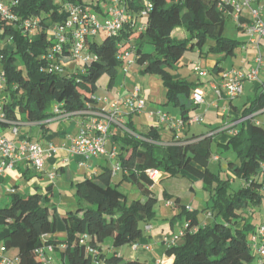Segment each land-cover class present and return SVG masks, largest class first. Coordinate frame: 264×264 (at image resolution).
Masks as SVG:
<instances>
[{
  "label": "trees",
  "instance_id": "1",
  "mask_svg": "<svg viewBox=\"0 0 264 264\" xmlns=\"http://www.w3.org/2000/svg\"><path fill=\"white\" fill-rule=\"evenodd\" d=\"M144 1H131L129 8L138 11ZM148 1L152 7L144 29L125 25L116 36L106 34L101 44L95 41L97 35L86 38L83 55L90 61L82 62L72 59L70 41L62 54L53 51L50 27L68 21L69 6L88 7L105 15L100 0H9L8 8L15 19L7 21L0 16V41L6 43L0 46L4 80L0 130L9 124L42 125L55 116L54 106L59 115L68 117L98 111V81L106 76L108 86L113 85L123 66L118 58L122 49H133L140 73L154 75L161 81L167 91V104L178 108L183 123L187 122L188 111L196 108L192 94L197 84L177 73L180 60L194 49L200 55L216 56L211 73L222 75L223 61L244 42L224 36L226 22L231 19L230 9L221 11L207 0ZM25 22L29 23L28 29ZM177 28L184 29V39L172 36ZM146 46L152 52H145ZM61 59L65 63L63 72L55 73L52 68ZM79 61L84 69H71ZM263 111L264 91L243 110V117L248 119L226 147L234 155L225 158L233 177L225 174L223 179V173L209 168L214 157L212 137L175 135L164 142L163 127L150 126L141 133L127 119L124 133L113 139L114 146L122 180L136 185L143 199L129 203L112 183V169L104 168L100 174L77 184V208L66 213V238L60 240L51 238L56 225L43 195L14 193L9 203L0 207V226L6 230L3 246L17 251L18 264H44L38 256V250L44 247H52L57 255V260L52 257L47 264H146L136 259L124 260L116 252L106 256L102 245L109 239L113 249L138 244L143 236L139 223L154 215L157 202L152 193L155 183L147 171L157 170L167 177L197 179L211 200L206 213L210 221L200 227L195 212L175 198L172 206L182 208L187 224L176 244L166 248V256L173 257L172 264H254L249 240L260 225L255 212L263 203L264 127L253 121V115Z\"/></svg>",
  "mask_w": 264,
  "mask_h": 264
},
{
  "label": "crops",
  "instance_id": "2",
  "mask_svg": "<svg viewBox=\"0 0 264 264\" xmlns=\"http://www.w3.org/2000/svg\"><path fill=\"white\" fill-rule=\"evenodd\" d=\"M179 32L181 33H179L176 37L173 31L172 36L176 37L177 39H184V32L180 30ZM243 45L239 48L238 51L234 52L233 56L227 57L230 59L226 58L223 61L222 69L224 72L230 69H237L240 70L245 76L250 72L251 68L254 66V57L256 53L255 50L249 47L243 49ZM261 46L264 49V40L261 41ZM144 51L150 53L152 52V48L146 46L144 48ZM198 57L201 60L197 61L192 60V58L189 57H184V59L180 60L177 65V73L186 81H188L186 77L191 75L188 67L193 64L194 72H196L198 76L202 78L198 79L199 81L197 86L195 87L194 92H202L204 102L196 105L195 109H190V111L195 110L192 113H189L188 111L187 116L190 117V119L187 122L183 123L181 119V112L178 108L167 104V91L161 81L154 79L156 78L154 75H142L140 73L139 67L135 64L131 66L127 72L124 71L123 67L120 68L112 86H108L107 79L106 85L104 86L105 90L101 92L98 89L97 109H104L113 101H117L121 98L127 97L132 88L134 86H137L140 89L142 99L145 102L144 107L139 113L124 117L123 121L126 122L127 119L130 120L132 126L141 133L146 132L150 126H160L164 128V125H167L172 133V137L170 140H172L173 136L175 135L184 136L187 138L200 135L212 137L211 147L215 146V151L221 149V151H224L223 155H226L224 157H221L216 153L214 154L213 161L214 163L218 164V171L233 177L231 170L226 167L225 158H232L234 157V155L231 154L226 147L229 141L245 123V120L248 119V117H243V110L250 106L251 101L258 94L264 91V71H262L264 67L258 74L257 80L244 81L243 93L235 99L230 100L227 97L225 90L223 89L222 75H215L211 73L217 57L215 56L214 58V56L212 57V55H200V52H198ZM202 59L204 60V62ZM228 60H231L229 64L227 63ZM200 62H203L204 65ZM198 63H200L201 66L198 65ZM183 66L187 68V73H185L186 76H182L178 72L179 69ZM196 68H199L200 70L195 71ZM201 72H205V75L201 74ZM145 76H149L147 79L148 81L146 80L143 83L140 79H143ZM161 106H170L171 108H173V116H170L167 109H163L162 111L159 110V107ZM161 116L165 118L163 121H161L160 119ZM220 116H222V119H220ZM90 118L91 116H89L88 114H80L68 118L53 119L47 123H42V125L28 123L22 124L18 128L17 137H14V140L12 141L17 142V144H20L22 142H37L45 150L53 147L55 149V152L51 153L50 156L46 158L44 170L42 173H35L28 165L17 164L14 170L5 172L0 175V207L6 206L10 201L11 195L14 193L22 196L33 193H40L46 199L49 210L56 225V233L52 235L51 238H57L60 240L65 239L66 231L63 219L67 212L74 211L77 208V200L75 197L77 184L100 174L102 169L104 168L112 169L116 162L115 160H109L105 156H90L86 159L82 155L73 154L69 151V147L72 141L78 135V132L82 128L83 124H85ZM194 118H200L201 121L197 123H190V121ZM253 121L256 124L264 127V111L254 114ZM205 122L206 124L202 125ZM1 132L2 136L8 139V137L4 135L3 130ZM123 133V128L117 125H112L111 134L107 145L108 151L117 149V147L114 146L113 139L114 137H118ZM49 173L54 174V178L52 180L48 177ZM162 177L163 175L160 176L159 181L155 183V185L162 182ZM191 182L194 185L200 183V181H198L197 179H192ZM112 183L116 185L118 189H120V187L131 184L127 181L122 180L121 170L113 175ZM189 189L193 190V187L191 186ZM138 192L139 196H137L135 200H142L143 198L139 189ZM124 194L126 196L128 195L127 193ZM164 194L168 195L165 190ZM175 197L180 199L181 205H184L182 203V199L179 196ZM262 201L263 203L258 209L259 213H256L258 210L255 212V220L257 224H261L263 222L264 190ZM206 215L208 216V214ZM209 221L210 217L209 220H205L202 224H200L199 222L198 223L199 226L202 227ZM151 231L152 226L149 231H146L145 228L143 230V236L137 244L143 252L139 254V256H130L129 259L125 258L118 252L119 248H112V241L110 239L105 241V243L102 245V252L106 256H110L112 255V253L116 252L117 256L121 257L124 260L136 259L140 262L149 264L147 260L149 259L150 263L152 264H161L156 261V258L153 255V246L149 244L148 241V239L151 238ZM5 236L6 230L0 226V247L3 246V239ZM165 239H169V237L165 236L162 240V243H164L165 247L167 248ZM137 245L135 249L134 246H131V250L138 251ZM166 248L162 252V264H172L173 257L166 256ZM17 254L18 253L16 250H7L4 257L13 260L17 258ZM51 257L57 260V255L53 254ZM141 257L145 258L141 259Z\"/></svg>",
  "mask_w": 264,
  "mask_h": 264
},
{
  "label": "built area",
  "instance_id": "3",
  "mask_svg": "<svg viewBox=\"0 0 264 264\" xmlns=\"http://www.w3.org/2000/svg\"><path fill=\"white\" fill-rule=\"evenodd\" d=\"M8 1L0 0V16L2 19L12 21L15 17L8 8ZM131 1L134 0H109L107 10L104 13L105 15H103L106 17L103 22L88 7H67L66 10L69 13L68 21L62 25L54 24L50 27L51 39L54 42L53 51L57 54H62L68 46L67 42L70 41L72 59L89 62V57L83 55L86 38L94 37L100 31H105L108 36H116L125 25H132L136 28L137 19L142 16L147 17L152 7L151 3L145 0L142 9L134 11L129 8ZM207 1L221 11L230 9L233 23L250 35L249 42L244 44L242 48H252L256 53L254 66L246 76L237 69H230L222 73L223 89L227 97L233 100L243 93L244 81L257 80L258 74L264 64L261 50V41L264 40V0ZM244 12L246 13L244 14ZM25 28H29L28 22H25ZM142 29H144V22L137 30ZM69 35L70 38H68ZM4 45L6 43L0 41V46ZM118 58L123 62L122 67L125 72L135 64L133 49H122L119 52ZM63 62V59H61L53 66L52 70L55 73H62L65 66ZM199 70V68L195 69V71ZM201 74L205 75V72H201ZM3 87L4 80L0 68V94L3 91ZM192 100L196 105L203 103V93L200 91L194 92ZM144 104L140 89L134 86L127 97L113 101L106 108L90 114L91 118L83 124L78 135L72 141L69 151L73 154L82 155L86 159L90 156H105L109 160H115L116 162L112 167L114 175L120 170L121 166L117 158V149L107 150L112 125L123 128V118L130 114L139 113ZM53 113L55 116L43 121V123L57 118H68V115H59L57 106H54ZM160 119L163 121L165 118L161 116ZM200 121V118H194L190 123ZM9 127H11L14 136L17 137L19 127L12 124H9ZM54 152L55 149L53 147L45 150L37 142H22L17 144L2 136L0 130V175L14 170L17 164L28 165L35 173H42L46 158ZM147 174L154 183H157L162 175L157 170H148ZM48 177L52 180L54 174L49 173ZM169 205H172V203L169 202ZM150 229V225L145 226L146 231ZM177 241L178 237L165 239L168 247L174 246ZM249 244L254 254V264H264V215L263 222L251 235ZM135 248L136 246H134ZM6 252L7 249L1 246L0 264H18L17 258L13 260L5 258ZM51 254H53L52 247H44L38 250V256L44 264L52 261Z\"/></svg>",
  "mask_w": 264,
  "mask_h": 264
},
{
  "label": "rangeland",
  "instance_id": "4",
  "mask_svg": "<svg viewBox=\"0 0 264 264\" xmlns=\"http://www.w3.org/2000/svg\"><path fill=\"white\" fill-rule=\"evenodd\" d=\"M108 2H109V0H100V5H101V8L104 11V13L107 10ZM245 13L246 12H244V14ZM95 14L101 22H103L106 18L105 16H103V14L96 13V12H95ZM144 20H145L144 16L139 17L137 19L136 29H138L143 24ZM179 30L184 32L185 37H186L187 34L185 33L184 29H182V28L175 29L174 35L177 37L178 34L181 33V32H179ZM224 36H226L230 39L237 40L239 42H244V44L248 43L249 39H250V35L246 32H243V31L237 29L236 25L233 23V21L231 19H228L226 22ZM105 38H106V32L100 31L97 34V36L95 37V41H96V43L101 44ZM206 46L203 48V52H205ZM241 46L242 45H239V47H237L235 52L238 51ZM261 50H262V54H264V49L262 46H261ZM184 57L185 58L189 57V58H192V60H197V61L201 60L198 57V51L196 49H194L193 51L192 50L187 51L185 53ZM184 57H183V59H184ZM212 57H213V55H212ZM214 58H215V56H214ZM227 59H230V58H227ZM230 61L231 60H228L227 63L229 64ZM80 62L81 61L77 62L76 65L73 66L71 69L77 67L78 71H82L84 69V66ZM203 62H204V60H203ZM203 62H200V63L203 64ZM200 63H198V65H200ZM193 66H194V64L190 66L191 68L188 67L191 75L186 77V78H187L188 82L198 84V81H199L198 79H202V78H200V76H198V74L196 72H194ZM186 69L187 68L183 66L179 69L178 72L182 76H186L185 75V73H187ZM262 71H264V69ZM148 77L149 76H145L143 79L141 78L140 79L141 82L144 83L148 79ZM154 79L159 80L157 77ZM106 82H107L106 76H103L101 79H99L98 85L100 86L99 90L101 92L105 90L104 86L106 85ZM163 109L164 110L167 109L170 116H173V113H172L173 108H171L170 106L159 107V110L162 111ZM193 111H195V110H193ZM193 111H189V113H192ZM221 117L222 116H220V119H222ZM219 123H221V122H219ZM205 124H206V122L202 125H205ZM207 124H209V123H207ZM164 126H165L164 129L161 131V138L164 142H167L168 140L171 139L172 133L169 130V127L167 125H164ZM3 132H4V135L8 137V140H10V141L14 140L15 136L11 131V127H5L3 129ZM211 149H212L214 154L216 153V154L220 155L221 157L226 156V155H223L224 151H221V149L215 151V146H212ZM217 165L218 164L214 163V161L212 159L210 164H209L210 170L212 172L216 173L218 171ZM221 178L222 179L225 178V173H223ZM191 186L193 187V190L189 189ZM119 190L128 194L127 200L129 203H131L133 200H135L137 198V196H139L138 189H137L136 185H134V184H128L127 186L120 187ZM164 190L168 193V195L171 194L173 196H171V195H169L170 197L165 196ZM153 193H154L155 197L157 198V202L155 203V205L153 207L154 215L151 218H148L146 221H141L139 224L143 230L147 224H150L152 226V231L150 233L151 238H149L148 241H149V244H151L153 246V249H154L153 255L155 256L156 261L162 264L163 263L162 262V260H163L162 259V252L166 248L165 244L162 243L163 238L165 236H167L169 238L178 237L180 235L182 229L187 224L186 214L183 213L182 208H174L172 205H169V202L173 203L175 198H176L175 196H179L182 199V203L184 204V206H186V208L189 209V211L190 210L194 211L197 221L200 224H202L205 220H209V217L206 215V213L210 209L211 200L209 199L208 192L203 189L201 182L197 185H194L188 177H181V176H179V177H167L166 175L163 174L162 182L160 184H156L153 187ZM167 197H169V198L167 199ZM256 213L258 214L259 210ZM131 248H132L131 246H123V247L118 249V252L120 254H122L127 259H129L130 256H139V254L143 253L141 248L138 245H137L138 251H132ZM144 258L145 257H141V259H144ZM147 260H148L149 264H152V263H150L149 259H147Z\"/></svg>",
  "mask_w": 264,
  "mask_h": 264
}]
</instances>
